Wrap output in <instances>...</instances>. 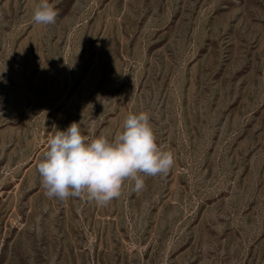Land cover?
<instances>
[{"label":"rangeland","instance_id":"rangeland-1","mask_svg":"<svg viewBox=\"0 0 264 264\" xmlns=\"http://www.w3.org/2000/svg\"><path fill=\"white\" fill-rule=\"evenodd\" d=\"M0 0V264H264V0ZM150 114L174 154L106 206L44 195L56 130Z\"/></svg>","mask_w":264,"mask_h":264},{"label":"clouds","instance_id":"clouds-1","mask_svg":"<svg viewBox=\"0 0 264 264\" xmlns=\"http://www.w3.org/2000/svg\"><path fill=\"white\" fill-rule=\"evenodd\" d=\"M57 16L54 3L39 0L32 20L47 26L55 24ZM174 162V154L158 146L150 114L141 111L129 113L111 140L105 135L90 139L75 121L66 130H56L37 170L47 198H81L106 206L122 195L126 180L134 181L133 190L139 192L144 177L166 175Z\"/></svg>","mask_w":264,"mask_h":264}]
</instances>
